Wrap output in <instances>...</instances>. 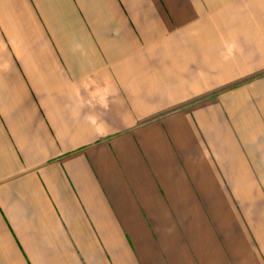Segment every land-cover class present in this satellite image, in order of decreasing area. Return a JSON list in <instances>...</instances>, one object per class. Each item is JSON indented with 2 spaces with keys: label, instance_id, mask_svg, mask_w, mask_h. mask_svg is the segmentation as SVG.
I'll return each instance as SVG.
<instances>
[{
  "label": "crops",
  "instance_id": "obj_1",
  "mask_svg": "<svg viewBox=\"0 0 264 264\" xmlns=\"http://www.w3.org/2000/svg\"><path fill=\"white\" fill-rule=\"evenodd\" d=\"M0 264H264V0H0Z\"/></svg>",
  "mask_w": 264,
  "mask_h": 264
}]
</instances>
